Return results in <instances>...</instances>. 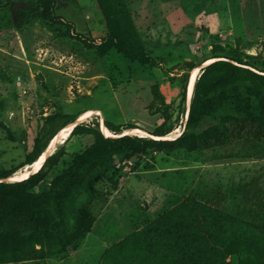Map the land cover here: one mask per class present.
I'll list each match as a JSON object with an SVG mask.
<instances>
[{"label": "rangeland", "instance_id": "rangeland-1", "mask_svg": "<svg viewBox=\"0 0 264 264\" xmlns=\"http://www.w3.org/2000/svg\"><path fill=\"white\" fill-rule=\"evenodd\" d=\"M126 3L158 67L115 48L101 55L85 46L76 33L92 43L108 34L97 0H56L54 17L38 11L36 0H0V169L27 165L50 115L99 108L103 116L85 122L108 119L153 130L163 121L151 108L155 85L173 104L174 122L182 77L192 65L224 55L264 66V0ZM228 91L222 109L190 128L195 148L148 150L111 170L87 207L95 220L81 238L47 247L39 259L13 262L0 255V264H175L172 233L182 215L201 216V205L261 227L224 222L223 236L237 237L241 250L229 252L225 264H264V124L245 120V107L257 101L243 98V87ZM188 108L172 132L184 128ZM90 143L89 136L74 135L59 144L67 153L41 187ZM87 198L81 191L79 202Z\"/></svg>", "mask_w": 264, "mask_h": 264}, {"label": "trees", "instance_id": "trees-1", "mask_svg": "<svg viewBox=\"0 0 264 264\" xmlns=\"http://www.w3.org/2000/svg\"><path fill=\"white\" fill-rule=\"evenodd\" d=\"M36 1L40 4L38 11L54 17L56 0ZM97 1L106 19L108 34L99 43H92L82 33H76L85 46L97 48L101 55L115 48L131 61L158 67V60L146 50L139 37L126 0ZM214 57L218 59L208 64L196 81L186 128L179 137L162 139L151 135L164 136L175 129L180 115L186 112L190 70L198 64L192 65L182 77L183 90L177 107L180 110L177 121H172L173 104L155 85L151 108L154 113H160L163 119L155 129L132 124L122 128L106 119L107 127L121 134L116 137L106 136L100 129L99 121L79 123L64 144L74 135L89 136L91 143L75 155L72 163L44 188L41 186L50 171L59 165L67 153L65 145L48 155L43 166L23 180L8 182L4 179L17 169H0V255L13 262L39 259L45 248L54 245L65 248L81 238L92 228L95 220L87 207L91 200L99 198L97 185L109 176V172L117 170L129 156L145 154L148 150L164 151L184 146L195 148L193 138L196 135L189 131L190 128L222 109L229 102L228 90L231 88L240 92L243 87V98L257 101L256 105L249 103L245 107V120L264 124V66L259 67L256 62L239 57ZM77 117L63 114L48 116L23 164L37 160L51 138ZM133 127L145 129L151 135L124 134V130ZM81 191L87 192L88 198L80 203L78 198ZM200 212L201 216L191 211L190 215H182L178 220V229L172 233L171 240L172 249L178 255L171 257L175 264H225L229 252H241L237 237L223 236L224 222L229 223L230 227L245 226L261 231L256 224L239 221L236 216L222 214L208 206L201 205ZM185 218L190 220L185 222Z\"/></svg>", "mask_w": 264, "mask_h": 264}, {"label": "bare ground", "instance_id": "bare-ground-1", "mask_svg": "<svg viewBox=\"0 0 264 264\" xmlns=\"http://www.w3.org/2000/svg\"><path fill=\"white\" fill-rule=\"evenodd\" d=\"M216 59H218V57L207 58L203 62L196 65L195 67H193L190 70L191 78H190V83H189V91H188L189 94H188V99H187V103H188V107H189L188 109H190L192 97L194 94L195 84H196V81H197L202 69L204 67H206L208 64H210L211 62L215 61ZM188 113H189V110H188ZM94 114L103 116L102 110L99 108L84 110L81 113L77 114L78 117L75 121H72L69 124H67L66 126L62 127L56 133V135L50 141L47 149L42 153V155L37 160H35L31 164L25 165V167L22 170L15 172L13 175L5 178L4 180H7L8 182L9 181H19V180H23V179L29 177L32 173L37 172L43 166L47 156L51 152H53L58 147L59 144L64 143L68 139V137L71 135V132L73 131L75 126L78 125L79 123L85 122L87 119L92 117ZM100 129L102 130V132L106 136H116L117 137L118 135H121V134H117V133H114L113 131H111L107 127V125L103 122V120H102V123L100 125ZM182 132H183L182 129H176L175 132H171L167 135L156 136V135L149 134L145 129H142V128H130V129H126V131L124 133L139 134L142 136L151 135L155 138H162V139H174L176 137H179V135H181Z\"/></svg>", "mask_w": 264, "mask_h": 264}, {"label": "water", "instance_id": "water-1", "mask_svg": "<svg viewBox=\"0 0 264 264\" xmlns=\"http://www.w3.org/2000/svg\"><path fill=\"white\" fill-rule=\"evenodd\" d=\"M204 68H205V67H204ZM204 68H203V69H204ZM203 69H202V71H203ZM202 71H201V73H202ZM201 73H200V75H201ZM200 75H199V76H200ZM190 78H191V76L189 77L188 91H189ZM188 94H189V92H188ZM188 94H187V96H188ZM187 116H188V115H187ZM186 121H187V120H186ZM133 128H137V127H133ZM185 128H186V123H185V126H184V128H183L182 130L184 131ZM129 129H130V128H129ZM125 131H126V130H124L123 132H125ZM146 131H147V130H146ZM147 132H148V131H147ZM148 133H149V132H148ZM124 134H130V133H124ZM55 135H56V134H55ZM55 135H54V136H55ZM54 136H53V137H54ZM149 136H150V135H149ZM53 137H52V138H53ZM52 138H51V140H52ZM51 140H50V141H51ZM49 143H50V142H49ZM48 145H49V144H48ZM47 147H48V146H47ZM47 147L45 148V150L47 149ZM56 149H57V148H56ZM56 149H55V150H56ZM45 150H44V151H45ZM55 150H54L53 152H55ZM44 151H43V152H44ZM43 152H42V153H43ZM53 152H51L50 154H52ZM42 153H41V155H42ZM50 154H49V155H50ZM41 155H40V156H41ZM40 156H39V157H40ZM39 157H38V158H39ZM6 181H7V180H6Z\"/></svg>", "mask_w": 264, "mask_h": 264}]
</instances>
